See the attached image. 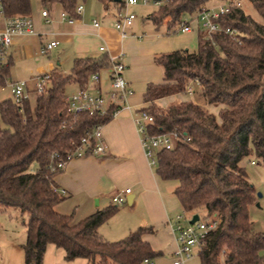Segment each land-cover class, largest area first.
Returning <instances> with one entry per match:
<instances>
[{
	"label": "trees",
	"instance_id": "16d2710c",
	"mask_svg": "<svg viewBox=\"0 0 264 264\" xmlns=\"http://www.w3.org/2000/svg\"><path fill=\"white\" fill-rule=\"evenodd\" d=\"M5 17L27 16L31 0H0ZM43 7L58 3L69 17L85 0H39ZM123 6L120 0H98ZM210 1L162 0L148 18L158 29L165 24L173 31L185 15L200 10ZM264 19V0H250ZM217 21L239 32L238 39L218 33L215 44L197 27L195 50L180 49L155 56L163 69L161 83H149L142 108L153 116L152 134L176 130L178 139L169 149L157 151L156 174L177 183L173 192L183 211L206 213L214 221L198 257L200 264H264V234L252 229L249 207L256 200L244 161L264 165V23L233 8ZM9 62L0 64V88L9 78ZM107 56L75 58L69 73L53 70L46 90L33 101L21 104L13 98L0 101V210L13 208L26 215L24 264H42L47 245L65 252L72 261L90 264H143L154 260V252L143 236L152 228H138L125 238L108 242L98 228L117 211V205L73 222L72 215L55 211L64 199L50 164L73 149L74 144L103 125L110 117L66 111V87L85 89L90 76L108 67ZM196 85L204 104L189 98L161 106L158 100L186 94ZM217 108V112L210 111ZM73 142V143H72Z\"/></svg>",
	"mask_w": 264,
	"mask_h": 264
},
{
	"label": "crops",
	"instance_id": "0c3cea01",
	"mask_svg": "<svg viewBox=\"0 0 264 264\" xmlns=\"http://www.w3.org/2000/svg\"><path fill=\"white\" fill-rule=\"evenodd\" d=\"M217 2L210 1L206 6ZM137 5L129 6V10ZM44 9L49 21L41 15ZM62 11L58 3L43 7L39 0H31L28 16L32 20L33 31L14 36L6 48L3 62L10 63L9 78L0 90L7 89V85L15 80L23 79L27 82L29 99L33 101L37 78L53 70L69 73L75 58L105 55L108 59L117 57L124 63L123 77L132 94L128 97V107H123L117 116L101 127L104 152L71 159L54 176V182L59 190L64 191V198L73 203L71 215L75 222L97 210L115 205L112 196L130 188V193L121 203L124 207L117 205V213L98 228L99 236L108 242H116L138 228H152V232L144 235L143 240L154 252L160 253L153 264H171L176 241L169 223H174L176 216L183 211L173 192L177 183L161 179L148 164L132 116L135 110L145 106L143 95L147 85L163 80V69L155 62V56L180 49L195 50L198 45V26L192 22V30L185 33L175 32L176 27L168 31L165 24L157 29L148 18L152 11L143 12L147 14L142 22H132L126 29V36L122 37L114 27L118 6L113 3L106 8L98 0H85L82 2V11L73 23L61 17ZM131 12L134 13L133 10ZM93 20L98 21L99 25L94 26ZM4 26L5 16L0 14V30ZM49 41H56L57 44L41 54L40 47ZM101 46H104L103 50H100ZM100 74V80L95 82L89 79L85 89L94 93L108 92L110 81L107 67L101 69ZM73 85L75 91L80 90L77 84ZM9 91L10 95L2 96L1 100L12 96ZM189 98L187 94L182 96V100ZM161 100L164 98L158 101ZM247 162L244 161L243 165ZM254 203L250 205L249 212ZM26 220V215L16 209L0 210V264H24L22 246L26 239ZM252 229L255 233L264 234V228L256 226L254 222ZM42 264L90 263L81 258L68 261L63 249L49 244Z\"/></svg>",
	"mask_w": 264,
	"mask_h": 264
},
{
	"label": "built area",
	"instance_id": "2783aa9c",
	"mask_svg": "<svg viewBox=\"0 0 264 264\" xmlns=\"http://www.w3.org/2000/svg\"><path fill=\"white\" fill-rule=\"evenodd\" d=\"M123 6L117 11V18L114 27L121 33L122 37L126 36V29L132 25L133 14L129 12V6L147 5L153 3L159 5L162 0H120ZM241 7V0H223L218 1L214 5L204 6L200 10L191 15H185L175 32H190L192 30V22L205 33V38L215 44L214 35L223 33L232 39H238L239 32L231 26H222L217 19L233 8ZM77 13L82 11V5L76 8ZM0 14L3 15V8L0 1ZM41 15L47 18L48 13L44 9ZM61 17L70 23L75 21V17H69L63 10ZM94 26L99 23L93 20ZM32 20L27 16L5 17V26L0 30V64L4 61L6 48L12 43V38L16 35H25L32 33ZM57 44L56 41H49L42 45L39 49L41 54H45L49 49ZM104 46L100 47L103 50ZM108 79L110 81V90L108 92H92L88 89L77 90L66 94L64 100L66 102V111L69 114L77 115L82 112L98 113L107 115L110 118L117 116L123 107H128V97L132 94V90L127 86L123 77L124 63L117 57L109 58ZM101 78L100 71L90 76L91 81H99ZM49 82V74L41 75L37 78L35 85V93L41 94L46 90ZM12 98L15 103L21 104L24 99L29 98L26 91V80H17L9 84ZM195 89L193 84H188L186 94L194 95ZM133 122L136 132L139 135L140 142L144 154L148 160V164L155 169L157 165L156 153L160 149H169L173 146V142L178 139L179 135L176 130L152 134L149 131V125L153 123V116L144 109H138L133 112ZM102 125H97L91 132L84 135L80 142L74 144L73 149L65 154L64 157H58L56 153L51 155V159L58 158L54 163L50 164L51 170H62L67 162L73 158L85 155H101L105 150V144L102 138ZM73 143V142H72ZM255 164L254 161L250 162ZM63 195L64 191L59 190ZM130 193V188H126L123 192L116 193L112 196V202L116 205L121 204L126 199V194ZM192 215L182 211L175 218L174 223H169L171 232L175 235L176 250L171 257V264H187L195 253L199 254L210 232L216 229V222L205 221L200 218L193 225L189 224ZM143 264H153V260L144 259Z\"/></svg>",
	"mask_w": 264,
	"mask_h": 264
},
{
	"label": "rangeland",
	"instance_id": "374dc122",
	"mask_svg": "<svg viewBox=\"0 0 264 264\" xmlns=\"http://www.w3.org/2000/svg\"><path fill=\"white\" fill-rule=\"evenodd\" d=\"M82 5V3H81ZM156 5L153 3H150L146 6L142 5H137L132 7V10L134 11L130 13L133 14V22L137 21L138 23L142 22V19L146 16L147 13L143 12H151L156 9ZM241 7L244 11V13L249 14L251 17H253L255 20L263 22L264 19L258 14V12L255 10L252 2L250 0H241ZM18 80H23V79H18ZM17 81V80H15ZM8 84V83H7ZM10 84V83H9ZM9 84L7 85V89L5 90H0V100L3 98L2 96H8L10 95V87ZM74 85H69L66 87L65 91L67 94L71 93L72 90H76V87H73ZM195 93L194 95L189 96L193 100L197 101L200 104H204L203 97L199 90L197 89L196 85H194ZM184 94H179V95H174L172 97H166L164 100H161L158 102L159 105L161 106H167L170 104H174L177 102H180L182 100V96ZM12 97V96H11ZM214 113L217 112V108H211ZM210 109V110H211ZM247 162V161H245ZM246 172L249 176V179L251 183L254 185L256 189V202L254 203L253 207L250 209V218L252 222L256 224V226L260 228H264V165L262 164H255L251 165L249 162L245 164ZM257 193H260V196H257ZM59 207L55 208V210L59 211L60 213L64 214H69L71 215L74 211L73 203L71 200H68V198H64L61 202H59ZM120 208H123L124 205H119ZM182 213V211L179 212V214ZM199 216L201 219L206 218V213L204 212H199ZM74 222L76 220H73ZM110 224V223H107ZM108 226V225H105ZM189 264H200L199 262V257L198 254L195 253L192 257V259L188 262Z\"/></svg>",
	"mask_w": 264,
	"mask_h": 264
},
{
	"label": "water",
	"instance_id": "95a60500",
	"mask_svg": "<svg viewBox=\"0 0 264 264\" xmlns=\"http://www.w3.org/2000/svg\"><path fill=\"white\" fill-rule=\"evenodd\" d=\"M260 195H261L260 193H257V196H260ZM198 220H199V215L198 214H194V215H192V218L189 221V224L193 225Z\"/></svg>",
	"mask_w": 264,
	"mask_h": 264
}]
</instances>
